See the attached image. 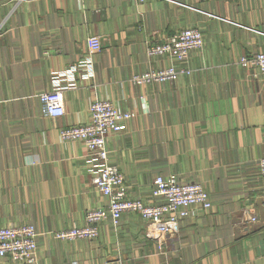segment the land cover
Here are the masks:
<instances>
[{
    "label": "crops",
    "instance_id": "0c3cea01",
    "mask_svg": "<svg viewBox=\"0 0 264 264\" xmlns=\"http://www.w3.org/2000/svg\"><path fill=\"white\" fill-rule=\"evenodd\" d=\"M197 26L185 61L150 56L147 41ZM99 35L88 75L77 67ZM264 50V0H0V224L32 223L35 262L0 264H264V76L242 67ZM187 71L134 83L149 69ZM64 88L65 114H41L39 93ZM136 113L107 141L129 195L147 202L158 175L201 182L212 205L181 219L161 249L139 213L106 219L96 237L56 233L107 207L89 150L60 129L89 119L95 98ZM258 220L250 221L248 215Z\"/></svg>",
    "mask_w": 264,
    "mask_h": 264
},
{
    "label": "built area",
    "instance_id": "2783aa9c",
    "mask_svg": "<svg viewBox=\"0 0 264 264\" xmlns=\"http://www.w3.org/2000/svg\"><path fill=\"white\" fill-rule=\"evenodd\" d=\"M87 42L89 56L77 64V67H82L88 75H93L90 66L93 54L102 48L101 38L99 35H91ZM204 43L202 30L197 26H188L174 34L150 38L146 50L150 56L169 55L185 61L193 50L201 49ZM238 63L252 68L256 77L264 76V50L243 55ZM186 71L184 68L169 65L136 73L131 81L138 84L172 81ZM39 101L43 116L57 118L65 114L64 88L59 84L39 93ZM135 116V112L120 109L110 99L95 98L89 105L88 121L60 129L61 140H80L87 146L93 183L107 197L108 204L107 207L88 209L85 225L58 231L57 237H96L102 221L111 219L117 222L124 213L136 212L155 225L153 231H157V235L149 231V236L155 238L163 249L166 238L177 231L181 219L190 216L196 209L209 208L212 205L210 195L201 182L182 181L174 174L158 175L154 179L152 196L157 199L156 202L149 203L129 195L124 174L116 164L109 161L107 141L110 135L123 130L125 121ZM258 168L259 173L264 176V153L258 161ZM249 217L256 219L252 214ZM38 236L39 231L32 223L0 224V259L7 257L17 262L36 261Z\"/></svg>",
    "mask_w": 264,
    "mask_h": 264
},
{
    "label": "rangeland",
    "instance_id": "374dc122",
    "mask_svg": "<svg viewBox=\"0 0 264 264\" xmlns=\"http://www.w3.org/2000/svg\"><path fill=\"white\" fill-rule=\"evenodd\" d=\"M242 67H244V66H242ZM246 68H249V67H246ZM263 155V154H262ZM260 159V158H259ZM259 169V168H258ZM121 171V170H120ZM122 172V171H121ZM123 173V172H122ZM124 174V173H123ZM261 175V174H260ZM125 176V175H124ZM92 177H93V174H92ZM153 185H154V183H153ZM128 186V185H127ZM152 188H153V186H152ZM152 190V189H151ZM152 193V192H151ZM147 202V201H146ZM150 203V202H149ZM248 217V219H250V221H252V222H256L257 220H258V218L256 217V219H253V218H250L249 217V215L247 216ZM14 225H20V224H14ZM37 260V259H36ZM31 262H35V261H31Z\"/></svg>",
    "mask_w": 264,
    "mask_h": 264
}]
</instances>
